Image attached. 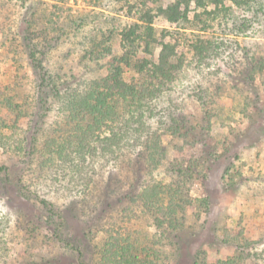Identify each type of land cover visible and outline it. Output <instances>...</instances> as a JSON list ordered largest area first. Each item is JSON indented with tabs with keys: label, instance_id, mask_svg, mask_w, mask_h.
Masks as SVG:
<instances>
[{
	"label": "rangeland",
	"instance_id": "obj_1",
	"mask_svg": "<svg viewBox=\"0 0 264 264\" xmlns=\"http://www.w3.org/2000/svg\"><path fill=\"white\" fill-rule=\"evenodd\" d=\"M176 1L0 0V264H264V0L157 16L179 64L151 110L114 81Z\"/></svg>",
	"mask_w": 264,
	"mask_h": 264
},
{
	"label": "trees",
	"instance_id": "obj_2",
	"mask_svg": "<svg viewBox=\"0 0 264 264\" xmlns=\"http://www.w3.org/2000/svg\"><path fill=\"white\" fill-rule=\"evenodd\" d=\"M226 0H177L174 3L169 4L167 7H163V5L159 4L156 5L157 8V15L152 12V8L148 7V11L146 12V19L143 18L142 20L146 21L145 30L143 31V37H146V47L145 50L147 54L153 55V46L158 44L161 46L160 48V55L158 57V61H155L150 56H145L144 58H139L136 54L132 53L133 50H126L124 56L122 57L123 62H125L129 66H134V68L139 72L144 79L143 84H127L124 79H122V68L121 66L117 67V71L113 74L114 81H118L121 87V94L123 100L127 103V107L129 108V112H134L137 106L142 102L144 107L151 110V102L149 96H155L157 92L162 89V85L168 80H172L175 71L178 70L177 60L175 59L176 52L174 50V46L171 42L165 41V34L162 35V39L160 38L159 34L157 33V29L154 25V19L157 16H163L171 22H180L186 21L189 18V12H191V3L194 2L196 4V9L194 10L195 19H200L199 22L204 23L205 21L214 20L216 15L221 12V7L224 6V2ZM236 5L245 6V5H252L256 2V0H232ZM208 4H214L216 6L215 9L211 10L208 9ZM184 6V8H182ZM154 25V26H153ZM138 26V25H136ZM136 27L130 29L128 32L123 34L124 41L126 42L127 39H130L132 36L133 39L139 38ZM201 36V35H199ZM134 41V40H133ZM200 44H194L196 52L202 54L206 50L205 42L203 40H199ZM218 54H222L220 48L218 46L214 47ZM132 55V56H130ZM150 57V58H149ZM250 60L251 57H250ZM126 85V86H125ZM140 87V88H139ZM100 100L97 107V112L100 113ZM147 110V109H145ZM127 141H137L139 142V137H134L133 133H130L128 128L124 131V136ZM0 168H6L0 167Z\"/></svg>",
	"mask_w": 264,
	"mask_h": 264
}]
</instances>
